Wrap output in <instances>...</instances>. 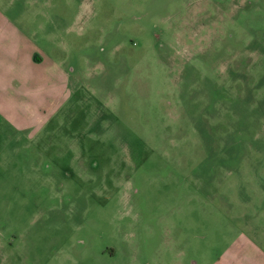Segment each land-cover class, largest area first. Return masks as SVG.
I'll list each match as a JSON object with an SVG mask.
<instances>
[{
	"label": "rangeland",
	"instance_id": "obj_1",
	"mask_svg": "<svg viewBox=\"0 0 264 264\" xmlns=\"http://www.w3.org/2000/svg\"><path fill=\"white\" fill-rule=\"evenodd\" d=\"M0 35V264L264 252V0H0Z\"/></svg>",
	"mask_w": 264,
	"mask_h": 264
},
{
	"label": "crops",
	"instance_id": "obj_2",
	"mask_svg": "<svg viewBox=\"0 0 264 264\" xmlns=\"http://www.w3.org/2000/svg\"><path fill=\"white\" fill-rule=\"evenodd\" d=\"M0 38V51H2L7 47L8 38H6L5 35H0ZM5 39L6 44L3 45V40ZM45 76L46 77L42 75V81L46 82L47 80L48 82H53V79L57 78L59 75L57 69L50 68V70L45 73ZM221 264H264V252L249 245L240 246L237 244L231 251H227L222 255Z\"/></svg>",
	"mask_w": 264,
	"mask_h": 264
}]
</instances>
